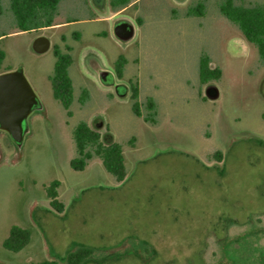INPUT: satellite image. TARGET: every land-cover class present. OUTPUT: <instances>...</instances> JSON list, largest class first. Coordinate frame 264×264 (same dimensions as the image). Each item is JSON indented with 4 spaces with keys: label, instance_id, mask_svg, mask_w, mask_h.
Wrapping results in <instances>:
<instances>
[{
    "label": "rangeland",
    "instance_id": "obj_1",
    "mask_svg": "<svg viewBox=\"0 0 264 264\" xmlns=\"http://www.w3.org/2000/svg\"><path fill=\"white\" fill-rule=\"evenodd\" d=\"M222 1L132 0L115 12L109 0H60L51 27L20 32L0 0L1 69L21 68L42 105L20 147L0 131V264H65L79 248L93 250L82 264H264V67ZM198 2L203 14L186 17ZM120 20L135 29L127 43L113 35ZM39 36L51 44L44 54L32 50ZM55 51L69 60L68 108L53 96ZM204 57L218 80L201 82ZM80 123L121 147L122 182L98 158L70 167ZM55 180L62 213L46 194ZM12 226L30 234L16 253L3 247Z\"/></svg>",
    "mask_w": 264,
    "mask_h": 264
},
{
    "label": "trees",
    "instance_id": "obj_2",
    "mask_svg": "<svg viewBox=\"0 0 264 264\" xmlns=\"http://www.w3.org/2000/svg\"><path fill=\"white\" fill-rule=\"evenodd\" d=\"M60 0H10V10L15 17L20 32L35 31L40 28L51 27L54 12ZM132 3V0H109L110 8L118 12ZM219 13L230 23L234 24L242 33L245 40L256 49L259 59L264 67V5L243 6L237 5L235 0H223L219 6ZM203 7L198 2L192 10L187 9L185 16H201ZM5 35H0V38ZM56 62L53 76L50 78L53 96L64 108H68L72 98V84L68 76L69 60L55 51ZM5 53L0 49V73ZM221 72L218 68L210 69L209 60L201 58L199 77L202 83L210 80H218ZM149 108L153 105L150 102ZM138 116V112L136 111ZM148 121V118H145ZM73 140L77 156L70 161V167L74 171H83L88 161L93 158L101 160L102 166L117 182L126 178L124 157L121 147L116 143H108L103 146L99 136L80 123L73 131ZM106 140V138H105ZM107 141V140H106ZM217 155H220L217 154ZM59 181H52L46 187V194L50 206L57 212H61L63 205L58 201ZM30 241V234L26 229L12 226L8 237L3 242L4 249L16 253L22 250ZM93 254L92 249H77L74 253L63 257L65 264H82ZM39 264H58L56 260L43 261Z\"/></svg>",
    "mask_w": 264,
    "mask_h": 264
},
{
    "label": "water",
    "instance_id": "obj_3",
    "mask_svg": "<svg viewBox=\"0 0 264 264\" xmlns=\"http://www.w3.org/2000/svg\"><path fill=\"white\" fill-rule=\"evenodd\" d=\"M134 34V26L128 20L117 21L113 26L114 37L122 43L132 40ZM50 47V41L44 36L37 37L32 43V50L37 54L48 52ZM100 81L105 86H114L119 97L124 98L127 95V88L123 85H115L110 73L102 71ZM204 94L210 101L219 98V90L214 85L207 86ZM41 108L42 105L21 68L0 73V131L7 133L18 147L22 145L27 133L28 117ZM94 125L95 128L101 129L103 122L98 120ZM106 140H111V137L106 136Z\"/></svg>",
    "mask_w": 264,
    "mask_h": 264
},
{
    "label": "flooded vegetation",
    "instance_id": "obj_4",
    "mask_svg": "<svg viewBox=\"0 0 264 264\" xmlns=\"http://www.w3.org/2000/svg\"><path fill=\"white\" fill-rule=\"evenodd\" d=\"M92 3L95 7L99 8V9H104V4H105V0H92ZM96 21H98V19H96ZM101 21H105V20H101Z\"/></svg>",
    "mask_w": 264,
    "mask_h": 264
},
{
    "label": "crops",
    "instance_id": "obj_5",
    "mask_svg": "<svg viewBox=\"0 0 264 264\" xmlns=\"http://www.w3.org/2000/svg\"><path fill=\"white\" fill-rule=\"evenodd\" d=\"M91 20H93V19H91ZM57 199H58V197H57ZM63 210H64V208L62 209V211L60 212V213H62L63 212ZM59 213V212H58Z\"/></svg>",
    "mask_w": 264,
    "mask_h": 264
}]
</instances>
